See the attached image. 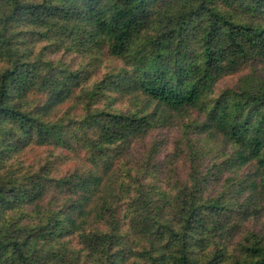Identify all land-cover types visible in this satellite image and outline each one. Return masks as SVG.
I'll use <instances>...</instances> for the list:
<instances>
[{
  "label": "trees",
  "instance_id": "16d2710c",
  "mask_svg": "<svg viewBox=\"0 0 264 264\" xmlns=\"http://www.w3.org/2000/svg\"><path fill=\"white\" fill-rule=\"evenodd\" d=\"M262 60L264 0H0V264H264Z\"/></svg>",
  "mask_w": 264,
  "mask_h": 264
},
{
  "label": "rangeland",
  "instance_id": "374dc122",
  "mask_svg": "<svg viewBox=\"0 0 264 264\" xmlns=\"http://www.w3.org/2000/svg\"><path fill=\"white\" fill-rule=\"evenodd\" d=\"M24 44L27 48H29V50L32 52L33 56L34 54H38L39 51L41 50L42 46H45L47 45L48 42L44 41V42H40V41H37V40H34L32 39L31 35H25V38H24ZM50 57L54 58V59H62L63 61H66V62H71L73 64V66L75 67H79L83 64H86L87 61L89 59H86V57L84 56H80L79 54H74V53H69V52H64V51H61V52H58L57 54H53V55H49ZM102 66L100 65V68H99V73L98 75H96L95 77H93V79H91L90 81V84L91 85L96 79L99 78L100 74L105 71L106 67H107V63L106 61L102 62ZM250 73H254L255 74V77H258V78H263L264 79V61H257L255 63L253 62H250L248 63L246 66H244L239 72H236V73H233L231 77L223 80V82H219V87H220V84L221 86H226V85H238L242 82H244V80L246 78H248V76H246L247 74H250ZM219 91H220V88H219ZM103 102V101H102ZM115 106H123L124 105V100H121V99H117L116 100V103L114 104ZM82 106L81 104L78 106H76L75 104L73 103H69L67 105H65L62 109H60V111L58 112V116L60 115H63L64 112H68L70 114V116L76 118L77 116L80 115L81 111H82ZM174 128H172L170 130V133H172ZM169 133H167L166 135H168ZM152 137L148 138L146 141H147V144L148 142L150 143L151 142V139ZM168 150V149H167ZM169 150H172L169 149ZM47 154V150L45 151L44 147L42 148H38V149H35L34 151H30L28 152V155L26 156H22L20 157L19 161L16 162L14 161L13 164H14V167L17 168V170H19L18 172L21 173V171L23 172V170H26L27 172H29V170H33L35 168V166L38 164V162H44L45 161V156ZM69 155L71 153H68ZM71 157L73 158L72 160H74L75 162H77L79 160V158L75 155H71ZM71 160V161H72ZM67 162L66 164H59L57 166V171H59L60 173H64L67 168L68 165H70L72 162ZM56 171V172H57ZM264 204V203H263ZM261 218V221H262V224H264V206L262 208V214L260 216Z\"/></svg>",
  "mask_w": 264,
  "mask_h": 264
}]
</instances>
